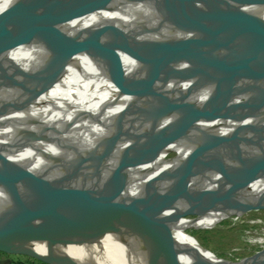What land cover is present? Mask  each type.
Listing matches in <instances>:
<instances>
[{"label": "bare ground", "instance_id": "obj_1", "mask_svg": "<svg viewBox=\"0 0 264 264\" xmlns=\"http://www.w3.org/2000/svg\"><path fill=\"white\" fill-rule=\"evenodd\" d=\"M13 1L0 0V10ZM244 1L253 4L249 10L264 17V0ZM160 2L176 22L179 37L212 28L188 19L168 0ZM150 6L148 1L113 0L101 7L70 0L45 5L41 13L48 17L43 22L46 30L64 25V31L71 34L93 35L132 47L135 42L156 39ZM47 55V50L30 42L18 46L1 64L3 70L20 66L27 71L0 75V171L16 167L40 184L77 185L74 199L81 204L117 186L122 192L109 199L113 207L145 191L157 174L169 170L182 185L171 189L168 205H178L190 195L209 206L208 210L190 207L182 211L184 216L165 229L183 264H264L262 233L250 241L261 251L234 262L214 255L186 233L190 227L209 228L250 211L233 212L235 205L264 203V81L227 101L196 126H170L165 145L154 160L137 158L128 164L125 147L133 136L154 124L161 99L199 74L192 70L167 75L136 73V64L122 56L125 74L111 76L98 59L82 52L59 57L50 71H35L37 60ZM206 95L207 89L201 90L189 102L198 103ZM217 137L220 140L214 144ZM177 151L184 153L168 158ZM254 159L262 161L255 164ZM244 166L248 169L225 185L233 170ZM74 174H78L76 181ZM224 186L227 195L221 191ZM11 199V189L0 184V206ZM163 212L164 208L154 210L148 220L159 219ZM177 212L173 208L171 214ZM36 250L45 252V247ZM57 250L84 264H150L133 240L121 241L109 233L93 242Z\"/></svg>", "mask_w": 264, "mask_h": 264}, {"label": "water", "instance_id": "obj_2", "mask_svg": "<svg viewBox=\"0 0 264 264\" xmlns=\"http://www.w3.org/2000/svg\"><path fill=\"white\" fill-rule=\"evenodd\" d=\"M63 1L70 0H14L0 10V75L26 73L27 70L20 66L3 70L1 64L18 46L30 42L48 52L44 59L37 60L35 71H50L59 57L82 52L98 59L111 76L125 74L122 56L136 64V73L167 75L192 70L199 74L196 80L178 86L161 99L154 124L133 136L125 147L128 164L137 158L154 160L165 145L170 126H196L227 101L264 81V17L247 8L253 5L250 2L168 0L188 19L212 26L199 35L179 37L176 22L169 17L160 0H127L150 2L153 10L151 29L157 35L152 41L135 42L132 47H126L93 35L65 32L64 25L46 30L43 22L48 17L41 9ZM86 1L106 7L113 0ZM205 89L207 95L202 101L189 102ZM219 140L217 137L214 144ZM208 155L207 159L210 158ZM252 161L258 164L262 160ZM246 169L248 166L233 170L225 185H230ZM77 177L78 174H74L73 180ZM0 184L11 189L12 198L0 206V252L24 255L44 264H84L57 248L93 242L107 233L121 241L133 240L136 250L150 264H183L165 229L174 225L190 207L209 209L203 200H195L190 195L178 205H168L171 189L182 185L173 179L169 170L157 174L145 191L113 207H110L109 199L122 192L117 186L93 195L81 204L74 199L79 186L40 184L16 167L0 171ZM225 187L221 191L227 195ZM262 206L264 203H242L232 207L231 211ZM159 208H164L162 216L148 220ZM173 208L179 210L175 215L171 214ZM37 246H44L45 252L36 250Z\"/></svg>", "mask_w": 264, "mask_h": 264}, {"label": "rangeland", "instance_id": "obj_3", "mask_svg": "<svg viewBox=\"0 0 264 264\" xmlns=\"http://www.w3.org/2000/svg\"><path fill=\"white\" fill-rule=\"evenodd\" d=\"M183 153L182 151L170 153L168 158L183 155ZM249 210L236 220L229 217L209 228L190 227L186 233L197 240L202 247L220 258L230 262L246 260L261 251L260 246L255 247L250 241L261 237L256 234L264 235V206ZM13 260L28 261L33 259L24 255L0 253V264H10Z\"/></svg>", "mask_w": 264, "mask_h": 264}, {"label": "trees", "instance_id": "obj_4", "mask_svg": "<svg viewBox=\"0 0 264 264\" xmlns=\"http://www.w3.org/2000/svg\"><path fill=\"white\" fill-rule=\"evenodd\" d=\"M0 253H3V252H0ZM3 254H6V253H3ZM10 264H44L38 260H28V261H21V260H13L11 261Z\"/></svg>", "mask_w": 264, "mask_h": 264}]
</instances>
